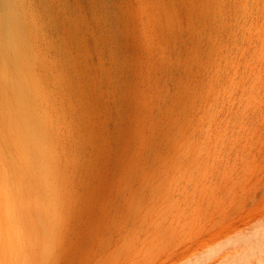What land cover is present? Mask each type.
<instances>
[{"label": "rangeland", "instance_id": "1", "mask_svg": "<svg viewBox=\"0 0 264 264\" xmlns=\"http://www.w3.org/2000/svg\"><path fill=\"white\" fill-rule=\"evenodd\" d=\"M15 1L55 204L0 138V264H264V0Z\"/></svg>", "mask_w": 264, "mask_h": 264}, {"label": "bare ground", "instance_id": "2", "mask_svg": "<svg viewBox=\"0 0 264 264\" xmlns=\"http://www.w3.org/2000/svg\"><path fill=\"white\" fill-rule=\"evenodd\" d=\"M24 17L23 8L15 0H0V118L14 139L1 132L0 138L13 145L19 154V159L13 162L18 174L13 186L9 172L2 170L7 183V188L2 192L5 193L6 206L20 203L22 197L18 189L23 186L24 179L30 177V189L39 200L47 204V209H39L37 212L43 213L46 224L40 230L48 235L47 225L54 221L50 205L55 204L53 188L49 184L54 175V159L50 148L51 128L48 121L38 113L40 108L35 105L40 91L33 76L34 55L29 50L30 34L24 27ZM5 72L9 76H5ZM27 152L32 156L30 165L24 159ZM8 222V226L0 224V230L12 229L17 220L12 216ZM9 246L18 247L17 241L11 236Z\"/></svg>", "mask_w": 264, "mask_h": 264}]
</instances>
